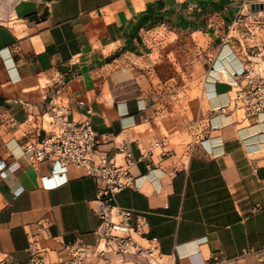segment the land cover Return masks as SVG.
Wrapping results in <instances>:
<instances>
[{
	"label": "crops",
	"instance_id": "crops-1",
	"mask_svg": "<svg viewBox=\"0 0 264 264\" xmlns=\"http://www.w3.org/2000/svg\"><path fill=\"white\" fill-rule=\"evenodd\" d=\"M262 3L18 0L12 22L0 23V256L28 261L34 235L47 247L53 238L96 243V180L24 154L58 99L119 163L122 141L139 157L167 138L131 167L139 187L123 189L115 202L135 211V223L145 216V236L176 264H264V112L244 119L230 105L246 85L245 67L264 75V25L252 24V7ZM161 28L181 39L168 42ZM200 35L208 42L196 47ZM180 100L176 132L167 119ZM176 136L192 139L179 144ZM97 264L134 263L111 255Z\"/></svg>",
	"mask_w": 264,
	"mask_h": 264
},
{
	"label": "built area",
	"instance_id": "built-area-1",
	"mask_svg": "<svg viewBox=\"0 0 264 264\" xmlns=\"http://www.w3.org/2000/svg\"><path fill=\"white\" fill-rule=\"evenodd\" d=\"M264 10H256L252 24L258 28L264 25ZM242 22V20H239ZM248 31L252 25L245 24ZM246 85L239 87L232 97L231 106L244 119L256 117L264 112V75L254 73V67H245ZM40 134L30 139L24 146V154L34 163L49 160L54 166L66 168L73 166L82 169L86 175L93 177L98 184L99 209L97 214L100 224L95 231L96 243L86 244L82 241L66 243L59 239L53 247L41 246L38 238L32 236L28 250L30 259L16 261L9 255L0 256V264H97L110 261L115 255L120 262L132 258L134 264H176L173 254L161 251L157 238H147L143 226L146 218L139 215L140 222H134L135 211L116 204V195L125 188H138L137 178L131 167L138 161L154 154V149L164 148L166 137L151 144L149 151L135 157L130 141H122L118 152L122 162H117L98 149V133L88 122H75L70 118V110L62 101H52L50 109L42 115ZM167 152V151H165ZM150 167V164H148ZM172 172L176 175L177 168ZM49 223L39 222V229L47 232ZM57 253L55 259L46 254ZM227 259L215 258L214 264H224Z\"/></svg>",
	"mask_w": 264,
	"mask_h": 264
},
{
	"label": "rangeland",
	"instance_id": "rangeland-1",
	"mask_svg": "<svg viewBox=\"0 0 264 264\" xmlns=\"http://www.w3.org/2000/svg\"><path fill=\"white\" fill-rule=\"evenodd\" d=\"M18 0H0V23H11L12 22V15H13V9L15 4L17 3ZM262 15L264 16V12H262ZM159 35L161 36H167L168 42H174L180 40V36L176 35L175 33H171L169 29L167 28H161L159 30ZM208 39L204 38L203 35L195 37V46L198 47V45H203L204 43H207ZM213 43V42H212ZM199 94V89L198 87H195V90L193 92V95H198ZM184 93L180 91V97H183ZM182 99V98H181ZM182 106V101L180 100L179 107H178V113L175 115L173 118H168V127L171 129H175L176 132L177 128L180 126V119L177 120V118H180L181 115H183V107ZM179 121V122H178ZM193 127V125H192ZM165 135H169V133L164 129ZM192 138L191 136H186L184 139L182 137L176 136L173 142L175 143H182L183 141L188 142Z\"/></svg>",
	"mask_w": 264,
	"mask_h": 264
},
{
	"label": "water",
	"instance_id": "water-1",
	"mask_svg": "<svg viewBox=\"0 0 264 264\" xmlns=\"http://www.w3.org/2000/svg\"><path fill=\"white\" fill-rule=\"evenodd\" d=\"M253 9H261V10H264V3H262V4H255L253 7H252Z\"/></svg>",
	"mask_w": 264,
	"mask_h": 264
}]
</instances>
